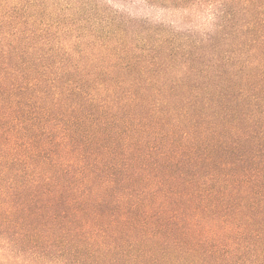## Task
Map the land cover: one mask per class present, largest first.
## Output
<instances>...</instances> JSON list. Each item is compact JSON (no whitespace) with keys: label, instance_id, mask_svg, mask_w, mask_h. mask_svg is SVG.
I'll return each mask as SVG.
<instances>
[{"label":"trees","instance_id":"1","mask_svg":"<svg viewBox=\"0 0 264 264\" xmlns=\"http://www.w3.org/2000/svg\"><path fill=\"white\" fill-rule=\"evenodd\" d=\"M0 264H264V0H0Z\"/></svg>","mask_w":264,"mask_h":264},{"label":"rangeland","instance_id":"2","mask_svg":"<svg viewBox=\"0 0 264 264\" xmlns=\"http://www.w3.org/2000/svg\"><path fill=\"white\" fill-rule=\"evenodd\" d=\"M107 2H114V0H105ZM122 7V5L119 4ZM205 6L202 10L189 13L181 11H171L166 8L142 6L140 7V14L146 18H152L154 20L164 19L171 26H178L179 30H197L198 32L209 31L213 26L214 19ZM130 12H136V6L129 7ZM127 10V9H126Z\"/></svg>","mask_w":264,"mask_h":264}]
</instances>
